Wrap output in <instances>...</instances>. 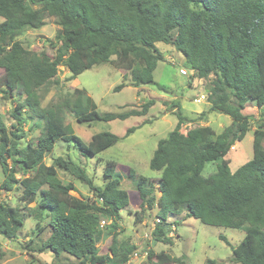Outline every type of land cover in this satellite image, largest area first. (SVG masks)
Returning <instances> with one entry per match:
<instances>
[{
    "label": "trees",
    "instance_id": "16d2710c",
    "mask_svg": "<svg viewBox=\"0 0 264 264\" xmlns=\"http://www.w3.org/2000/svg\"><path fill=\"white\" fill-rule=\"evenodd\" d=\"M46 15L56 18L61 27L57 36L61 47L54 58L27 52L16 41L26 28H41ZM0 20L3 86L10 95H27L13 108L15 122L11 127L0 114L4 175L0 189H21L23 203H37V219L48 213L50 236L36 252H49L55 258L66 254L78 264H129L138 248L118 240L121 212L130 199L120 188L121 181L113 176L116 163L108 162L104 172L107 180L98 187L81 167L72 168L61 158L55 160L66 171L79 172L90 186L93 201L70 195L71 187L48 173L44 165L59 141L72 144L83 156L96 157L123 138L104 132L85 144L55 110L38 108L31 97L33 91L56 81L60 67L71 73L67 81H73L106 63L125 70V79L130 72L131 86L150 85L158 63L163 61L156 45L163 43L182 53L200 78L209 79L211 110L229 116L232 123L219 135L209 126L183 132L186 118L179 111L175 129L159 141L150 161V169L161 173L157 185L148 178H138L141 212L158 208L160 222L153 236L164 244H173L169 218L183 212L187 219L205 225L243 229L245 237L233 248L231 261L264 264V151L235 172L222 160L250 131L249 119L242 113L246 106L264 107V0H0ZM124 87L122 83L114 91ZM231 102L234 109L228 107ZM153 105L149 100L141 112L102 116L94 100L76 89L69 109L78 123L92 124L144 116ZM26 107L38 113L45 126L34 146L23 147ZM136 129H128L124 137ZM253 137L256 146L264 142V120ZM220 160L217 172L204 179L205 166ZM106 220L111 221V245L109 253L100 254L101 222ZM23 226L19 210L0 205V236L16 241ZM171 261L188 264L184 258ZM146 263L164 264L152 250L147 252ZM207 264L217 263L210 260Z\"/></svg>",
    "mask_w": 264,
    "mask_h": 264
},
{
    "label": "rangeland",
    "instance_id": "374dc122",
    "mask_svg": "<svg viewBox=\"0 0 264 264\" xmlns=\"http://www.w3.org/2000/svg\"><path fill=\"white\" fill-rule=\"evenodd\" d=\"M60 32L61 27L57 19L46 15L41 28H26L16 41L27 52L54 58L57 48L61 47L57 38ZM156 46L163 55V61L158 63L154 72V82L150 85L133 87L130 72L129 77L125 79V70L116 69L111 63H106L85 71L73 81H67L71 73L60 67L56 81H50L33 91L31 97H34L38 108L46 111L55 110L62 117L64 124L71 126L74 134L85 144H88L94 135L104 132L123 138L96 157L83 156L72 144L59 141L53 152L45 158V168L48 173L57 176L71 187L70 195L93 201L95 198L90 186L79 172L66 171L57 166L55 160L61 158L70 163L72 168L81 167L98 187L103 186L107 180L104 172L108 162L116 163L113 176L121 181L120 188L130 199L128 207L121 212L118 240L127 241L138 248L129 264H147L149 250L160 255L164 264H172L171 259L174 257L184 258L188 264H207L210 260L217 264H236L231 258L233 248H236L245 237L243 229L205 225L197 219H187L186 212H183L178 217L169 218L168 222L172 224L169 236L173 244H164L153 236L158 208L155 206L151 211L141 212V200L137 190L138 178H148L157 185L161 173L150 169V161L159 141L167 138L175 129L179 111L186 118L183 132L209 126L215 135H219L232 123L229 116L211 110L207 97L209 79H202L193 72L186 64L183 54L174 47L163 43ZM112 60H115V57H112ZM182 70L186 71L185 75L181 73ZM3 82L4 70L0 69V114L9 128L15 122L11 114L13 108L17 103L25 101L27 95L25 93L10 95ZM122 83L126 84V87L115 92L114 89ZM76 89L83 90L94 100L102 116L141 112L149 100H153L154 105L144 116L80 124L69 109ZM228 107L235 108L232 102ZM263 111L264 107L259 108L251 103L242 112L249 119L250 131L244 140L236 143L227 157L222 159L230 163L232 172L263 153L264 142L256 146L253 137L254 131L264 120ZM23 118L25 124L22 146L27 147L29 144L34 146L44 129V120L28 107L23 109ZM132 127H137L135 132L124 137L127 130ZM222 160L207 164L202 172L203 178L209 180L217 172V165ZM3 181L4 175L0 166V186ZM43 188H46V185ZM21 192V189H14L12 192L0 189V205L19 210L24 222L16 241L0 236V254H4L0 256V264H78L75 258L66 254L55 258L49 252H36L50 236L48 213L37 219L36 215L39 213L36 211L37 203L30 205L23 203L20 199ZM156 197H160L158 190ZM106 222L108 226L103 228V238L98 245L100 254L109 253L111 245V234L108 229L111 221Z\"/></svg>",
    "mask_w": 264,
    "mask_h": 264
},
{
    "label": "built area",
    "instance_id": "2783aa9c",
    "mask_svg": "<svg viewBox=\"0 0 264 264\" xmlns=\"http://www.w3.org/2000/svg\"><path fill=\"white\" fill-rule=\"evenodd\" d=\"M181 73H182L183 75H185V74H186V71L182 70ZM207 97H208V96H207ZM203 98H204V96H203ZM159 222H160L159 219H156V224L159 223ZM106 225H107V222H106V221H102V222H101V228H104Z\"/></svg>",
    "mask_w": 264,
    "mask_h": 264
},
{
    "label": "crops",
    "instance_id": "0c3cea01",
    "mask_svg": "<svg viewBox=\"0 0 264 264\" xmlns=\"http://www.w3.org/2000/svg\"><path fill=\"white\" fill-rule=\"evenodd\" d=\"M183 108H184V106H183Z\"/></svg>",
    "mask_w": 264,
    "mask_h": 264
}]
</instances>
